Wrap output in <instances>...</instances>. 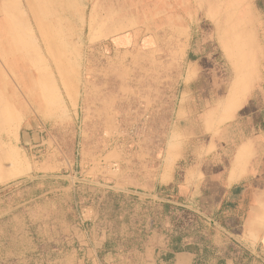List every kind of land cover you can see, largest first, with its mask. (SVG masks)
I'll use <instances>...</instances> for the list:
<instances>
[{
	"label": "rangeland",
	"instance_id": "obj_1",
	"mask_svg": "<svg viewBox=\"0 0 264 264\" xmlns=\"http://www.w3.org/2000/svg\"><path fill=\"white\" fill-rule=\"evenodd\" d=\"M56 1L47 9L50 14L58 7H69L71 13L49 20L56 35L51 51L28 1L0 0V264H94L85 259L78 233L85 204L73 198L69 186L76 174L82 186L89 184L85 175L92 163L110 151L113 141L122 144L141 126L145 110L135 97L141 82L158 87L172 77L181 81L178 21L190 18L192 11L207 39L218 31V49L211 46L207 66H218L221 90L228 95L237 71L240 75L241 91L229 110L241 104L249 89L238 110L247 118L238 121L242 125L235 136L248 134L250 115L264 105V0H218L217 18L209 9L214 0ZM244 8L256 19L255 42L251 35L243 34L242 40L235 35L243 23L234 15ZM167 66L175 71L167 72ZM125 79L132 88L127 97L118 88ZM117 128L121 136L111 132ZM190 132H198L197 122ZM126 143L135 150L131 139ZM187 144L189 155L197 142ZM188 159L178 167L179 182ZM16 173L23 175L12 177ZM178 192L170 199L177 203V231H201L205 220L178 206L184 205ZM207 197L202 194L198 201L201 208L207 209ZM245 198L240 195L242 213ZM145 200L129 208L137 205L143 212ZM117 245L112 240L108 248L116 251ZM241 256L242 262L252 263Z\"/></svg>",
	"mask_w": 264,
	"mask_h": 264
},
{
	"label": "crops",
	"instance_id": "obj_2",
	"mask_svg": "<svg viewBox=\"0 0 264 264\" xmlns=\"http://www.w3.org/2000/svg\"><path fill=\"white\" fill-rule=\"evenodd\" d=\"M209 5L210 14L214 12L217 18L218 0ZM195 13L178 21V37L183 41L181 81L172 77L158 87L141 82L135 90L145 110L139 117L141 126L122 144L113 141L110 151L92 163L85 175L89 184L82 186L76 174L69 186L73 198L85 204L78 233L88 262L246 264L240 260L243 255L251 264H264V105L250 115L248 134L235 136L242 125L238 121L247 118L238 110L249 89L241 104L229 110L233 84L227 95L218 84V66H207L211 46L218 49V31L207 39ZM234 16L243 23L235 32L237 38L248 34L255 42L252 27L256 19L245 8ZM169 69L175 71L167 66L166 71ZM262 74L264 78V69ZM206 79L211 81L209 86ZM118 82L123 97L129 96L131 83L126 79ZM262 101L264 104V81ZM125 117L131 120L129 113ZM194 122L198 123L197 133L190 132ZM118 130L111 132L121 136ZM130 139L135 150L126 143ZM190 140L197 144L187 155ZM187 157L179 182L177 170ZM177 188L184 203L178 206L205 220L201 231H177V203L171 201ZM202 194L208 196V212L198 203ZM240 195L247 200L246 214L240 210L244 207L239 203ZM142 199L147 203L143 212L137 205L129 208L133 201L141 206ZM112 240L118 243L116 251L108 248Z\"/></svg>",
	"mask_w": 264,
	"mask_h": 264
},
{
	"label": "bare ground",
	"instance_id": "obj_3",
	"mask_svg": "<svg viewBox=\"0 0 264 264\" xmlns=\"http://www.w3.org/2000/svg\"><path fill=\"white\" fill-rule=\"evenodd\" d=\"M27 1H28V3L30 4V6L32 8V12L35 14L36 22H37L39 31L41 33L42 39L45 42L46 47L49 50L52 51L53 50V46H54L53 38L56 35H54V33L52 32V25L50 24L49 20L53 19V18L56 20V18L58 19L62 15H68V14L71 13V9L69 7H67V8L66 7H64V8L63 7H58L56 13L50 14L47 11V9L49 8V6H52L53 4H56L57 3L56 0H27ZM38 16H39V18H38ZM57 48H58V46H57ZM239 78H240V75H239V73L237 71V80L238 81H239ZM238 81H236L233 84V87L231 89V92H230V98L231 99L235 95L240 93V91H241Z\"/></svg>",
	"mask_w": 264,
	"mask_h": 264
},
{
	"label": "trees",
	"instance_id": "obj_4",
	"mask_svg": "<svg viewBox=\"0 0 264 264\" xmlns=\"http://www.w3.org/2000/svg\"><path fill=\"white\" fill-rule=\"evenodd\" d=\"M234 206H236V204H234ZM245 214H246V212H245ZM245 214H244V216H242L241 218H245Z\"/></svg>",
	"mask_w": 264,
	"mask_h": 264
}]
</instances>
